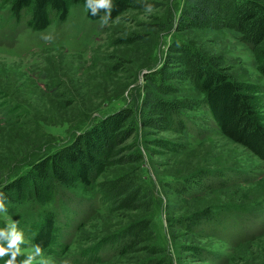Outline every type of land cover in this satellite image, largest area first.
<instances>
[{
	"label": "rangeland",
	"instance_id": "rangeland-1",
	"mask_svg": "<svg viewBox=\"0 0 264 264\" xmlns=\"http://www.w3.org/2000/svg\"><path fill=\"white\" fill-rule=\"evenodd\" d=\"M182 1L131 0L103 27L83 5L71 6L64 22L32 31L7 19L11 0H0V183L96 119L132 108L173 40L218 57L234 81L252 87L264 127V77L252 50L228 20L171 29ZM167 83L179 115L154 128L126 120L121 129L134 123L135 147L113 156L92 188L77 184L0 212V228L16 222L23 232L20 261L35 253L39 218L59 214L55 245L43 250L50 264H86L106 247L123 253L96 264H155L163 254L176 264H264V162L221 134L187 77ZM139 179L144 191L132 197ZM191 220L194 226L181 224Z\"/></svg>",
	"mask_w": 264,
	"mask_h": 264
},
{
	"label": "trees",
	"instance_id": "trees-1",
	"mask_svg": "<svg viewBox=\"0 0 264 264\" xmlns=\"http://www.w3.org/2000/svg\"><path fill=\"white\" fill-rule=\"evenodd\" d=\"M112 3L111 19H115L130 8L131 0H112ZM77 5L85 7V0H11L7 19L32 31H44L55 19L64 22L69 8ZM104 14L101 10L93 16L86 9V17L91 21L99 20ZM213 20L221 23L228 20L242 42L252 50L258 60V71L264 77V5L256 0H183L177 19L172 21L170 17V27L177 33H183L204 28ZM182 76L195 84L202 95L200 106L208 112L221 134L247 148L264 162V127L256 116L255 98L251 95L253 88L234 81L218 57L181 40H173L167 48L163 64L145 75L143 98L139 102L135 99L136 104L132 108L123 107L96 119L75 133L68 143L52 148L28 163L22 174L1 182L0 192L7 197L4 200L6 207L20 206L29 201L39 202L46 195L71 189L77 184L92 188L105 165L113 162V156L125 152V147H135L134 123L131 121L128 128L121 129L126 120L134 118L143 128H154L159 119L166 115L172 118L179 115V106L170 101L166 93L169 92L167 81ZM130 138L132 141L126 144ZM138 159L139 153L127 161L136 162ZM127 161L121 159L122 163ZM142 186L139 179L131 187L132 197L137 190L139 193L144 191ZM205 211L206 218L213 216L209 209ZM58 216L47 214L39 218L32 229L31 241L34 245L39 244L42 250L55 245L56 226L61 219ZM193 223L191 220L181 224L191 227ZM105 253L107 257H104ZM115 253L123 252L106 247L85 261L86 264L103 263ZM9 259L10 256H3L0 264H6ZM19 262L17 257L16 264ZM155 264L176 263L163 254L156 258Z\"/></svg>",
	"mask_w": 264,
	"mask_h": 264
},
{
	"label": "clouds",
	"instance_id": "clouds-1",
	"mask_svg": "<svg viewBox=\"0 0 264 264\" xmlns=\"http://www.w3.org/2000/svg\"><path fill=\"white\" fill-rule=\"evenodd\" d=\"M85 8L91 12L93 16H96L100 13L101 10L105 12L103 16L100 17L101 26H106L111 19V14L114 8L112 0H85ZM152 6L146 9V12H151ZM46 39H50L47 37ZM0 212H6V204L4 200L7 199L3 192H0ZM8 228L11 230L9 231ZM8 228H0V258L5 255L10 256V259L6 264H16L17 257L21 255L20 245L24 242L23 232L18 230L16 222H10ZM35 253L28 255L27 259L22 260L19 264H34L35 257L38 255L41 257L40 261H36L35 264H50V260L43 257L42 247L37 244L34 245Z\"/></svg>",
	"mask_w": 264,
	"mask_h": 264
}]
</instances>
